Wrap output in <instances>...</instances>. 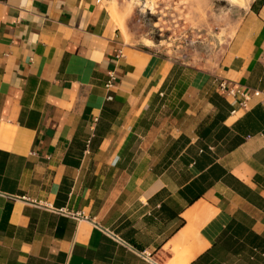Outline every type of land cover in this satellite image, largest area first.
Listing matches in <instances>:
<instances>
[{"label":"crops","instance_id":"1","mask_svg":"<svg viewBox=\"0 0 264 264\" xmlns=\"http://www.w3.org/2000/svg\"><path fill=\"white\" fill-rule=\"evenodd\" d=\"M125 8L0 0V264H264V0L211 70Z\"/></svg>","mask_w":264,"mask_h":264},{"label":"rangeland","instance_id":"2","mask_svg":"<svg viewBox=\"0 0 264 264\" xmlns=\"http://www.w3.org/2000/svg\"><path fill=\"white\" fill-rule=\"evenodd\" d=\"M128 39L205 70L215 68L251 0H119ZM116 3V0H113Z\"/></svg>","mask_w":264,"mask_h":264},{"label":"built area","instance_id":"3","mask_svg":"<svg viewBox=\"0 0 264 264\" xmlns=\"http://www.w3.org/2000/svg\"><path fill=\"white\" fill-rule=\"evenodd\" d=\"M111 78H114L112 75ZM111 80L107 83V87H110ZM217 87L221 94L232 98L234 100V103L237 105L238 108H245L249 105V103L254 98H261V102L264 103V92L257 89H250L246 87H242L240 85H231L229 81L225 79H219L217 81ZM148 257V256H147Z\"/></svg>","mask_w":264,"mask_h":264},{"label":"bare ground","instance_id":"4","mask_svg":"<svg viewBox=\"0 0 264 264\" xmlns=\"http://www.w3.org/2000/svg\"><path fill=\"white\" fill-rule=\"evenodd\" d=\"M228 1H231L233 3H238V4H241V5H244L246 3V0H228ZM113 14L114 15L116 14L115 9L113 11Z\"/></svg>","mask_w":264,"mask_h":264}]
</instances>
